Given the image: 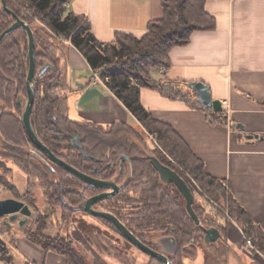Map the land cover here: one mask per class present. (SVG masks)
I'll return each instance as SVG.
<instances>
[{
  "label": "trees",
  "instance_id": "1",
  "mask_svg": "<svg viewBox=\"0 0 264 264\" xmlns=\"http://www.w3.org/2000/svg\"><path fill=\"white\" fill-rule=\"evenodd\" d=\"M4 1L6 7L26 20L34 32L36 67H41V57L49 60L56 69L55 72L46 71L35 81V102L31 122L38 138L59 158L80 171L97 178H114L119 184H124V188L118 194L99 202L96 206L115 214L141 241L155 249H158L153 244L156 237L173 236L177 242V253L171 257V263L184 264L183 256L193 254L197 245L204 241L203 229L198 227L188 214L185 200L176 186L161 182L148 158L149 155H154L163 164L178 172L187 182L195 196L193 207L203 226L206 228L215 226L225 233L227 221L234 220L242 229L245 238L252 239L255 248L264 255V229L253 222L251 216L229 191L226 181L209 175L205 171L204 163L193 154L173 127L155 119L141 103V90L149 88L169 99L182 100L191 108L207 112L212 123L224 121L220 111L202 104L193 95L190 83L157 80L153 76L155 68L171 67V50L177 46L187 45L193 32L216 29L215 17L205 9L208 0H162L163 16L150 21L146 33L137 37L130 33L117 32L114 40L109 42L99 41L87 18L69 10L67 5L73 0ZM20 4L26 5L31 13L29 14L54 35L70 40L92 70H101L102 82L138 120L140 127L123 123L104 127L89 121L71 119L67 53L61 50L59 42L44 40L39 35L34 27V19L23 12L18 6ZM13 22L12 14L2 8L0 0V35ZM27 47L28 38L23 29H16L0 44V137L13 149L21 148L20 144L23 142L34 147L22 124L21 109L16 103L18 97L26 96ZM75 134L82 138L84 146L94 151L100 161L106 165L110 164V167L95 172L97 165H93L94 160L76 152V147L71 145ZM147 136L154 140L156 146L151 148L148 145ZM69 143L72 148H69ZM34 149L36 150L35 147ZM19 153L18 149L11 151L8 160L27 176V186L38 187L31 179L40 180L39 187L43 190L48 204L60 207L62 215L70 222L76 223L78 229L84 232L90 241L92 239L90 233L97 227L87 225L82 219L78 222L77 217H73L77 211L67 207L59 196L61 184L74 187L72 191H65L64 197L73 205L79 203L82 200L81 189L84 183L63 168L49 162L42 153L40 154L43 158L34 153L32 156L26 154V157L23 154L20 156ZM123 155L128 156L132 163L133 176L130 180L128 162L124 161L121 171L111 168ZM34 157L42 164L35 162ZM176 164L193 178L204 196L198 193L190 177L177 168ZM57 174L60 180L53 179ZM90 191L98 193L100 190L91 188ZM25 192L17 198L38 211L36 199L30 195L31 191ZM203 197L207 198V201L213 199L223 203L229 213V219L221 223L219 220L221 211L217 209L207 211ZM116 203H120L121 207L115 205ZM82 213L87 215L84 211ZM100 220L108 224L105 220ZM39 222L35 219V224ZM46 222L38 225L36 229L26 230L24 236L46 252L62 255L67 264H91L69 235L60 233L52 235L45 232ZM109 227L118 233L110 225ZM223 246L221 241L205 245L207 253L213 256V264H220L225 257ZM13 258L11 248L0 239V261L12 264ZM146 264L158 262L149 259Z\"/></svg>",
  "mask_w": 264,
  "mask_h": 264
},
{
  "label": "crops",
  "instance_id": "2",
  "mask_svg": "<svg viewBox=\"0 0 264 264\" xmlns=\"http://www.w3.org/2000/svg\"><path fill=\"white\" fill-rule=\"evenodd\" d=\"M68 8L85 16L94 35L102 42L113 41L117 32L142 36L150 21L163 16L162 0H73ZM205 9L215 17L216 29L193 32L187 45L171 50V67L164 74L155 69L153 76L170 82L204 83L212 99L221 101L224 121L212 123L207 112L149 88L141 90V103L155 119L173 127L204 163L209 175L226 181L229 191L253 222L264 229V0H208ZM60 48L67 53L71 86L74 74L79 76L82 68L92 69L71 43L65 41ZM92 75L83 91L69 93V105L71 99L72 111L79 119L76 121H89L104 127L115 123L140 127L138 120L102 81L93 82ZM96 84H101L110 93V100L117 102L118 113L110 115L82 108L80 103L86 98L87 102L98 99V108L110 106L102 92L94 87ZM192 93L196 96L193 90ZM113 104L117 108L116 103ZM238 125L244 130L238 129ZM107 232L116 234L109 226L96 234L103 239V248L112 252L116 248L112 240L105 237ZM220 233L223 239L219 241L225 248L220 264H264V255L245 244L243 231L234 220L228 221L225 233ZM14 237L13 242L6 241L14 256L12 264H67L62 255L46 252L28 240L23 232ZM92 246L88 247L91 264H129L115 251L104 255L100 246ZM206 255L199 264H213L212 254ZM198 256L196 249L187 257L197 259ZM182 261L194 264L185 261L184 256ZM134 262L137 264L136 259ZM0 264L6 263L0 261Z\"/></svg>",
  "mask_w": 264,
  "mask_h": 264
},
{
  "label": "water",
  "instance_id": "3",
  "mask_svg": "<svg viewBox=\"0 0 264 264\" xmlns=\"http://www.w3.org/2000/svg\"><path fill=\"white\" fill-rule=\"evenodd\" d=\"M1 3L3 9L7 10L12 14L14 18V22L10 25L8 29H6L0 35V44L9 34H11L16 29H23L26 32L28 38V47H27L28 72L26 79V105L22 113V124L25 130L27 131V134L32 144L37 150V152L34 151L33 153L38 157H42L39 154L42 153L48 159L49 162L57 166H60L61 168H63L73 176L77 177L85 184L86 187L99 189L102 191L101 193H98L92 197L86 198L84 203H81L79 206L73 207L66 201V199L61 194V192L65 193L66 191L61 184L60 185L61 200L65 203V205H67L69 208H72L73 210L84 211L91 217L105 220L111 227H113L119 233V235H121V237H123L125 243L126 242L129 243L137 251L145 253L146 255L157 260L161 264H172L171 257L175 256L177 253V242L173 236L160 235L159 237H156V239L153 241V244L157 246L158 249H155L154 247L141 241L115 214L106 210H100L95 208V206L99 202L114 197L117 193H119L123 189L124 185L119 186L114 179H100L80 171L73 165L67 163L65 160L59 158L53 151H51V149L44 142H42L38 138L31 122L32 109L35 102V81L36 78L41 77L46 71L52 70L53 72H55L56 69L53 66V64H51L50 62L44 63L40 69H37L36 41H35L34 32L30 24L26 20L20 18L16 13L8 9L6 7L4 0H1ZM190 88L193 90L196 97L199 99V101L202 104L213 108L215 111H222L221 101L218 99L216 100L212 99L209 87H207L204 83H196V82L190 83ZM22 102H24L23 97L22 96L18 97L17 105L22 107ZM237 128L242 131L244 130L243 126L241 125H238ZM71 145L78 147L81 150L84 149V146L82 144V138L76 134L72 137ZM148 158L151 162V165L158 173L162 183L172 184L176 186V188L179 190V192L182 194V196L186 201L187 212L189 213L190 217L195 221L196 225L200 226L201 225L200 219L193 208L195 202V196L193 191L187 184V182L184 180V178L178 172H176L169 166L163 164L156 156L149 155ZM122 159H127V157L122 156L119 161H121ZM52 170L55 171L54 167H52ZM94 171L98 172V168H95ZM130 172L131 173L129 176V180L133 176L132 166L130 168ZM32 214L33 213L31 208L24 201L17 200L14 198L0 200V221L3 217L8 216L10 222H13L19 220L20 216H22L23 219L19 221L22 227L29 220ZM4 224L11 225L9 222H4ZM200 227L203 229L204 242L206 245L217 243L219 240L223 239V236L221 235L219 229H217L216 227L213 226L210 228H206L204 226H200ZM167 233L168 232H166V234Z\"/></svg>",
  "mask_w": 264,
  "mask_h": 264
},
{
  "label": "rangeland",
  "instance_id": "4",
  "mask_svg": "<svg viewBox=\"0 0 264 264\" xmlns=\"http://www.w3.org/2000/svg\"><path fill=\"white\" fill-rule=\"evenodd\" d=\"M15 3L17 4V2H15ZM18 6L23 10V12L25 14L30 13L28 10V7L26 5L20 4ZM30 14H29V17L34 19V27L38 30L39 35L44 40L55 41V43L57 41L60 44H64V42L67 41V39H65L64 37L54 35L53 32H51L45 25H43L38 19H36L35 17H33ZM40 60L42 61V65L46 62H49V60H46V59L41 58V57H40ZM40 68L41 67H39L37 69H40ZM79 73H80L79 76H77L76 74L73 75L75 77V79L73 80V85L70 86V90L73 92H80L81 90L83 91L85 89L84 84H85V82H87V79L89 77H91V75L93 74V71L82 68V70H79ZM96 85L97 86H94V87H97L102 92V94L105 96V98L108 101V103L110 104V106L108 108H105V109H102V107L98 108V99H96L95 102H92V101L87 102L86 101L87 98H86L83 104L80 103V105H82V108H84V109H97V111L101 110L102 112H106L110 115L114 114V113H118L120 106L117 104V102L115 100H110V93L104 87H102L101 84L100 85L96 84ZM23 99H24V102H22V107H20L21 119H22V113H23L24 107L26 105V97L24 96ZM113 103H116L117 108L114 106ZM70 107H71V119L72 120H79V119H77L78 117H76V114L72 111V100L71 99H70ZM139 130L142 131L140 128H139ZM145 137H146V135H145ZM147 138L149 139L148 145L151 148L154 145L156 146V144L154 143V140L152 138H150L149 136H147ZM20 145H21V148L16 147L15 149H13V148H11L12 146L10 147L9 144H7V142H5V140L2 137H0V200L10 199V198H14V199L19 200L17 197H21L22 195H24L26 193L25 191L30 190L31 191L30 195L35 197L37 207L39 209H38V211H36L34 208H31L33 214L29 218V220L25 223V225L22 227L19 223V221L21 219H23L22 216H20L19 220H16L13 222H10L8 216L3 217L0 221V239L5 241V243H6V241L7 242H10V241L13 242L15 235L20 234L22 232L25 233L26 230L31 229V228L36 229L38 227V225L44 224L47 221L46 222L47 226H46V229L44 230L45 232L50 233L52 235H56L57 233H60L61 235H69L73 239L75 245L81 250L82 253H84V255H86L88 257V259L91 263L93 260L91 258V252H89L90 249L88 247L92 246V244L100 246V248L104 250V255H109V253H112V252H113L112 254H114V251H115V254H117L118 257H121L123 260H127V262L129 264L130 263L134 264L135 263L134 259H136L137 264H146L147 263V260L144 257H142L141 253L139 251H137L134 247L129 246V248H128V246H126L127 244L124 242V239L120 240L119 236L116 232H115L116 234H114L113 232H109V233L107 232V235H105L106 238L112 240V242L115 244V245L113 244V246H115L116 250L111 252V250H109V248L108 249H105V247L103 248V239L99 235H97L96 232L107 230V224L105 225L100 219H97L94 217H89L88 215L83 214L82 211L80 212L78 210H73L72 208H70L73 211H77V213L75 215H73V217L76 216L77 218L76 217L75 218H76V220H78V222H80L79 219H82L85 223H87V225H93V226L97 227V228L93 229V233H90L93 240H91L92 244H91V242L89 243V239L86 237L84 232H82L78 229V225L74 222H70L66 218V216L62 215V209L60 207H58V206L54 207V206H50L48 204V201L46 200V198L44 196L43 190L39 187L40 180H38L36 178H32L31 181L33 182V184H38V187H33V186H32V188H30V186L28 187L27 186L28 185L27 184V180H28L27 176L24 174V172L19 167H17L15 164H13V162L11 160H8V154H10V152L13 150L18 149L20 151L19 155L21 156L23 154L26 157V154L28 156H32L33 152L36 150L34 149V147L32 145L26 144V143L24 144V142L21 143ZM84 147H85L84 150L86 151L87 156H89L90 159L94 160L93 165L94 166L97 165L98 170L103 169L107 166L104 162L100 161V158L97 157L98 155L94 151H92L90 148H87L86 146H84ZM69 148H72L70 143H69ZM76 152L74 151V153H76ZM119 159L117 162H119ZM34 161L38 162L39 164H42L39 159L37 160V157L36 158L34 157ZM176 166L181 171H184V173L187 175L188 178L190 177V175H188L184 169H182L177 164H176ZM111 168L115 169V167H113V166H111ZM117 168H119V167L117 166ZM53 179L60 180L59 175L57 174ZM189 179L192 180L193 178L190 177ZM193 183L196 186L197 190L199 191L198 193L200 195L204 194L202 189L199 187V185L195 181H193ZM62 186H63V184H62ZM63 187L65 188L66 191H72L75 189L74 187H71V186H69V187L63 186ZM81 190H82L81 191L82 200L79 203L73 205L66 200L73 207H77L81 203H84L86 198L96 195V193H92V192H83L84 186L82 187ZM61 194L64 197V193L61 192ZM61 194L59 192L60 197H61ZM202 196H204V195H202ZM204 199H205L207 211H212L213 209H214V211H215V209L221 211L222 214H221V217L219 219L221 223H224L226 221V219H229L228 218L229 213L226 210L223 203L216 202L213 199H208V201H207V198H204ZM115 205H117L118 207H121L120 203H116ZM95 208L103 210L99 206H95ZM223 211L227 212L228 215H226V213ZM64 218H66L67 220L65 221ZM35 219L39 220L40 222L38 224L37 223L35 224ZM228 221H230V219ZM228 221H227V223H228ZM4 222H9L11 225L4 224ZM98 222H100V223H98ZM203 245H204V243L200 242L196 247L198 252H199V256L197 257V259L196 258L188 259V257L186 255H184L185 261H191L194 264H199L200 262H202V260L207 257V255H206L207 252L205 250V246H203ZM124 246H125V248H124Z\"/></svg>",
  "mask_w": 264,
  "mask_h": 264
},
{
  "label": "flooded vegetation",
  "instance_id": "5",
  "mask_svg": "<svg viewBox=\"0 0 264 264\" xmlns=\"http://www.w3.org/2000/svg\"><path fill=\"white\" fill-rule=\"evenodd\" d=\"M3 8V7H2ZM21 18V17H20ZM26 97V96H25ZM17 103V102H16ZM20 107V106H19ZM22 120V119H21ZM85 148V147H84ZM76 151L77 152H79V153H81L84 157H86V158H89L90 159V157L89 156H87V153H86V151L83 149V150H81L80 148H78V147H76ZM123 156H126V155H123ZM45 157V156H44ZM122 157V156H121ZM120 157V158H121ZM127 157V159H122L121 161H119V162H117L116 163V165L114 166L115 167V170L116 171H121V168H122V166H123V163H124V161L127 163L128 162V164H129V167L131 168V166H132V163H131V160H130V158L128 157V156H126ZM120 160V159H119ZM120 163H121V166H120ZM117 166L119 167V168H117ZM60 167V166H59ZM106 167H110V164H107V166ZM106 167L105 168H103V169H99V170H104V169H106ZM97 168V167H96ZM133 168V167H132ZM129 171H130V169H129ZM130 173L131 172H129V175H130ZM100 179H108V178H100ZM109 179H112V178H109ZM114 179V178H113ZM116 182H117V180L116 179H114ZM162 182V181H161ZM117 184L119 185V186H122V185H124V184H119L118 182H117ZM124 188V187H123ZM90 189L91 188H89V187H86L85 186V184H84V190H83V192H91L90 191ZM82 191V190H81ZM102 191L100 190L98 193H101ZM97 194V193H96ZM118 194V193H117ZM184 198V197H183ZM185 200V199H184ZM185 206H186V201H185ZM194 208V207H193ZM195 210V209H194ZM196 212V211H195ZM197 213V212H196ZM87 214V213H86ZM189 214V213H188ZM88 215V214H87ZM198 215V214H197ZM199 217V216H198ZM200 219V218H199ZM195 222V221H194ZM200 223H201V220H200ZM196 224V223H195ZM106 225V224H105ZM107 226H109L108 224H107ZM198 226V225H197ZM200 226H203L202 225V223H201V225ZM200 226H198V227H200ZM205 227V226H204ZM91 240H93V239H91ZM205 243V242H204ZM126 246H130V247H133L132 245H130L129 243L126 245ZM140 252V251H139ZM141 253V255H142V257H144L147 261H149V259L151 260V259H153V258H151V257H149L148 255H146L145 253H142V252H140ZM154 261H156V262H158L157 260H155V259H153ZM158 264H161L160 262H158Z\"/></svg>",
  "mask_w": 264,
  "mask_h": 264
},
{
  "label": "built area",
  "instance_id": "6",
  "mask_svg": "<svg viewBox=\"0 0 264 264\" xmlns=\"http://www.w3.org/2000/svg\"><path fill=\"white\" fill-rule=\"evenodd\" d=\"M67 6H68V5H67ZM67 41H68V43H71L70 40L67 39ZM67 41H66V42H67ZM167 70H168V68H167L166 66H161V67L158 68V71H159L160 73H162V74H164ZM92 71H93V75H92V80H93V82H95V81H102V79H101V77H100V75H101V70H96V71H95V70H92ZM223 212H225V211H223ZM225 213H226V215H228L227 212H225ZM245 244H246L248 247H250L252 251H256V252L262 254L261 252H259V251L255 248V245H254L252 239H250V238H245Z\"/></svg>",
  "mask_w": 264,
  "mask_h": 264
}]
</instances>
